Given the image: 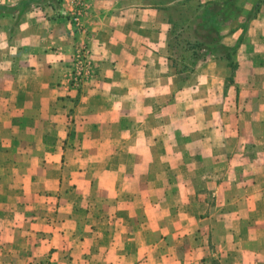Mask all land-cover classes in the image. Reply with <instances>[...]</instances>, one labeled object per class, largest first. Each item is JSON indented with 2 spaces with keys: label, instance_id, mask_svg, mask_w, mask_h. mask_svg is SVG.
Returning <instances> with one entry per match:
<instances>
[{
  "label": "crops",
  "instance_id": "crops-1",
  "mask_svg": "<svg viewBox=\"0 0 264 264\" xmlns=\"http://www.w3.org/2000/svg\"><path fill=\"white\" fill-rule=\"evenodd\" d=\"M30 1L0 0V264H211L217 254L264 264V3L247 27L222 32L235 71L211 59L180 86L170 8L185 0H85L80 25L74 0L20 12ZM78 75L87 151L67 150L70 185L56 197L29 187L24 201L14 163L43 130L57 142L55 103Z\"/></svg>",
  "mask_w": 264,
  "mask_h": 264
},
{
  "label": "rangeland",
  "instance_id": "rangeland-1",
  "mask_svg": "<svg viewBox=\"0 0 264 264\" xmlns=\"http://www.w3.org/2000/svg\"><path fill=\"white\" fill-rule=\"evenodd\" d=\"M224 2L219 3H213V2H205L202 3L200 0H191L189 4V9H193L195 6H199L200 13H203L206 10H209L211 13L218 14L217 17V25L219 27V31H233L234 28H244L247 27L251 17L248 16V14L252 11H250L251 7L256 4L257 0H234L233 3L225 4ZM253 9V8H252ZM190 14V13H189ZM174 16H178L177 13H174ZM199 83H203L202 80H199ZM84 84V81H77L75 80L73 84L66 83L61 84L63 88V92H65L64 88L66 86L73 87L76 91L73 93V95H66L58 97V101L55 103L59 106L60 112L58 114L52 115L51 117H56L59 125V129L57 130V142L54 143V140L48 139V135L54 133V131H42L43 139H42V145L39 147H36L35 150L30 147H25L26 151V159L24 161H21L20 163L15 162L14 165L16 167V170L18 171V175H15L13 179L15 180H22L24 183L22 185L21 190L23 191V194H20L19 197L22 198L25 201V192L29 187H32V191L35 188L37 193L45 199L51 197V196H57L60 191L61 187H66L67 185H70L69 182H67L68 178L65 176V169L66 164L64 158L65 154H67V150H70V152L79 154L84 149L87 151V147L82 146L80 143V140L77 139V137H80L81 131L77 130L76 125V118H75V112L74 108L76 107L78 101H79V92L81 90V86ZM7 92V90L3 89V91L0 90V92L4 93ZM8 93V92H7ZM44 104L46 106H49L53 103H50L49 100L44 99ZM6 116V115H5ZM9 116V115H8ZM12 117V116H11ZM25 120L29 121L31 117H33L30 114L24 115ZM42 121L49 120L50 115L48 114H42ZM71 137H75L76 143L67 145V140L65 139L66 135ZM72 141H74L72 139ZM79 142V143H78ZM63 143V145H62ZM57 144V145H56ZM251 148V147H250ZM249 148V155L253 156L252 149ZM39 154V156H38ZM63 157V160L61 158ZM37 157H39L37 159ZM31 158H34L35 161H32ZM11 173H15L12 171ZM10 178H4L1 179L2 183L1 187L4 185L9 184ZM28 185V186H27ZM31 191V192H32ZM201 192H199L200 198L207 203H212L214 200V196L212 191L207 190L205 186H201ZM192 195H186L187 197ZM156 196V195H155ZM3 198V194H0V200ZM177 201V197L175 195H171V202ZM209 211L202 210L200 213L203 216H206ZM177 212L175 209H171L170 216L171 220L175 217V214ZM235 213V211H234ZM156 215V213H155ZM193 230V227L190 228ZM171 233L177 232V227L172 226L170 227ZM190 230V232H192ZM170 245V250H175L176 247H182L178 242H171L168 243ZM188 244V243H187ZM216 253V252H215ZM211 264H220L219 262V256L218 254L211 258ZM47 264V263H45Z\"/></svg>",
  "mask_w": 264,
  "mask_h": 264
},
{
  "label": "trees",
  "instance_id": "trees-1",
  "mask_svg": "<svg viewBox=\"0 0 264 264\" xmlns=\"http://www.w3.org/2000/svg\"><path fill=\"white\" fill-rule=\"evenodd\" d=\"M189 2L190 0L177 2L174 7L170 8L172 11L170 66L175 75L179 77L177 82L180 86L188 84L189 75L205 66L211 59L221 61L231 72L237 67L234 61L237 48H228L221 43L223 35L217 25L219 15L209 10L200 13L199 6L189 9ZM263 3L264 0H257L248 16L254 18ZM37 4L36 0L23 3L20 12L29 11L33 5ZM46 4L59 7L61 0H46ZM7 12V7H0V15ZM174 13H177L179 17L174 16ZM185 74L187 76L182 77Z\"/></svg>",
  "mask_w": 264,
  "mask_h": 264
},
{
  "label": "built area",
  "instance_id": "built-area-1",
  "mask_svg": "<svg viewBox=\"0 0 264 264\" xmlns=\"http://www.w3.org/2000/svg\"><path fill=\"white\" fill-rule=\"evenodd\" d=\"M64 1L66 2L67 0ZM74 3H75V8L73 11L70 12L72 13L70 14L71 19L75 24L80 25L81 17L85 11V0H74ZM76 80L83 81V76L78 75L76 77Z\"/></svg>",
  "mask_w": 264,
  "mask_h": 264
},
{
  "label": "clouds",
  "instance_id": "clouds-1",
  "mask_svg": "<svg viewBox=\"0 0 264 264\" xmlns=\"http://www.w3.org/2000/svg\"><path fill=\"white\" fill-rule=\"evenodd\" d=\"M26 27V26H25ZM5 45H0V47H4Z\"/></svg>",
  "mask_w": 264,
  "mask_h": 264
}]
</instances>
